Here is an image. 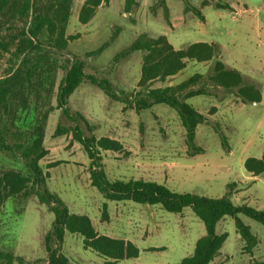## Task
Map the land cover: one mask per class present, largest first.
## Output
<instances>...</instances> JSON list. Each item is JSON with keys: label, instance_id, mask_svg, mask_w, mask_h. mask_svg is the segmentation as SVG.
I'll return each mask as SVG.
<instances>
[{"label": "rangeland", "instance_id": "obj_1", "mask_svg": "<svg viewBox=\"0 0 264 264\" xmlns=\"http://www.w3.org/2000/svg\"><path fill=\"white\" fill-rule=\"evenodd\" d=\"M88 0H72L66 36H73L66 49L50 46L47 35L44 46L29 52V67L36 68L33 88L8 96L9 111L0 103L1 122L7 125L9 143L31 141L38 127L45 130L47 154L40 160L48 174L46 186L57 193L71 212L88 215L99 234L124 239L140 250L137 258L116 264H178L192 254L197 240L206 234L204 222L191 207L175 213L160 204H141L131 200H107L90 178V159L83 146L73 139L69 127L74 125L63 117L57 105L59 85L65 76L64 65L74 55L85 61V72L99 79H109L121 92L138 91L144 64L143 51L126 57L116 55L130 46L141 34L156 38L165 35L175 49L195 42L220 46L217 59L243 74L246 84L261 90L260 102H244L237 93L210 86L213 94L188 99L205 121L199 124L196 145L202 152L192 154L186 141V130L178 113L166 104L137 111L123 102L111 99L97 85L86 79L70 96L69 107L83 113L93 130L81 123L86 134L120 141L121 151H103V163L111 180L143 178L165 184L179 192L221 197L229 192L237 204L248 203L264 209V173L254 176L244 166L249 157L264 155V0H164L169 21L165 18L163 0H135L126 11V0H101L94 7L92 18L83 23L81 10ZM208 1V5H204ZM217 2L232 8L217 9ZM199 9L202 20L193 10ZM0 14V37L16 48L19 31L29 19L7 20ZM7 20V21H6ZM114 40H111L112 36ZM14 37V38H13ZM109 42L102 51L99 48ZM22 59L0 47V79L17 72ZM186 67L165 80L150 82L151 87L176 85L195 73L207 75L215 59L199 62L185 59ZM23 69V66H21ZM21 74L25 76L24 70ZM202 81V82H203ZM50 111L48 118L44 114ZM69 131L56 135L58 123ZM1 127V126H0ZM227 136V151L220 137ZM54 165V166H53ZM8 172L31 175L26 161L0 144V178ZM237 185L229 191V183ZM107 204V207L104 204ZM104 210L107 217H104ZM250 225L260 242L253 255L245 250L235 220L225 216L217 232H228L220 254L210 264H256L264 261V225L240 215ZM54 213L42 203L38 188L29 183L17 194L4 196L0 191V253L15 256L12 264H46L45 235L51 229ZM63 252L74 263L104 264L105 258L84 246L78 233L67 232ZM0 256V264H6Z\"/></svg>", "mask_w": 264, "mask_h": 264}, {"label": "trees", "instance_id": "obj_2", "mask_svg": "<svg viewBox=\"0 0 264 264\" xmlns=\"http://www.w3.org/2000/svg\"><path fill=\"white\" fill-rule=\"evenodd\" d=\"M134 2L135 0H126V11H130ZM100 3L101 0H88L81 10L80 20L87 23L94 14V7ZM208 4V1H205L204 5ZM71 5L72 0H0V14L7 15V20L20 18L30 21L28 26L25 25L20 29L19 40L13 51L10 49V41L0 37V47L17 59H22L21 66H23V69L20 66L17 72H14L15 68L11 67L12 75L0 79V103L3 104L4 111L10 109L8 105L10 94L16 95L18 92H23L26 86L33 88L35 83L39 82L33 81L38 70L28 66L30 59L27 54L44 46L42 38L47 35L50 46L58 50L66 49L69 41L74 38L66 36ZM163 5L165 6V18L169 21L168 6L164 0ZM215 6L217 9L232 10L228 3L217 2ZM192 10L204 20V15L199 9L193 7ZM114 39L113 35L111 40ZM108 45L109 42L104 43L99 51ZM135 51L145 52L139 81V85L143 86V89L119 92L109 79H99L95 75L86 74L85 61L74 55L64 65L65 76L58 88L57 105L49 109H61L63 117L74 122V125L69 129L72 131L73 139L83 146L90 159L92 185L96 186L107 200H131L141 204H160L165 210L175 213H181L186 207H191L204 222L206 234L197 240L192 254L184 257L178 264H210L220 254L229 234L228 232L218 233L217 225L225 216L234 218L237 231L245 242L246 252L253 255L260 239L240 215H246L264 225V209H259L248 203L237 204L229 192L221 197H214L195 192H179L165 184L143 178L111 180L105 170L102 152L121 151L122 143L110 137L98 138L94 134H86L81 123H85L90 132L93 130V125L83 113L73 111L69 107V98L86 79H89L111 99L123 102L126 105L125 108H133L139 112L150 109L156 104H166L178 113L186 130L189 149L192 154H197L203 151V148L196 145L197 128L205 121V116L189 103L188 99L199 95L213 94L210 91L212 85L230 93H237L244 102H260L262 99L261 90L254 84H246L240 71L228 67L224 61L217 59L220 46L216 43L200 41L184 48L175 49L165 35L153 38L143 33L115 57L116 59L126 57ZM185 59L199 62L215 59L214 66L205 82L203 81L205 75L195 73L176 85L150 86V82L157 79L165 80L184 69L186 67ZM22 70H24L25 76L21 74ZM49 112L44 114L45 119L48 118ZM0 126L1 146L24 158L31 172L29 176L19 172L6 173L0 178V191L4 190V196L8 197L22 192L29 183H32L34 187L38 188L41 202L48 204L54 213L51 229L45 235L46 264H90L74 263L63 252V243L67 232L80 234L86 248L92 249L105 258L104 264H116L120 260L139 257L140 250L134 243L99 234L88 215L71 212L64 200L57 193L48 189L46 186L48 174L44 172L40 163V160L48 152L44 146L45 130L42 126L37 128L36 134H32L31 141H16L15 143L7 141V125ZM69 129L59 122L55 134H64ZM219 133L225 149L229 151L227 136L221 131ZM244 166L252 175H262L264 173V155L261 158H247ZM236 185L237 182L229 183V191H232ZM104 206L107 207V204L105 203ZM103 216L107 217L105 210ZM0 256L6 259V264H12L15 260V256L11 253L1 252ZM256 264H264V261Z\"/></svg>", "mask_w": 264, "mask_h": 264}]
</instances>
